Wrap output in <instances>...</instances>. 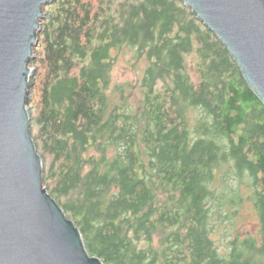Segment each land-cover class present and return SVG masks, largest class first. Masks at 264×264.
<instances>
[{"label": "trees", "instance_id": "1", "mask_svg": "<svg viewBox=\"0 0 264 264\" xmlns=\"http://www.w3.org/2000/svg\"><path fill=\"white\" fill-rule=\"evenodd\" d=\"M145 62L114 83L118 56ZM29 67L43 185L104 264H264V104L181 0H54ZM128 89V90H127ZM246 202L255 231L237 228Z\"/></svg>", "mask_w": 264, "mask_h": 264}, {"label": "water", "instance_id": "2", "mask_svg": "<svg viewBox=\"0 0 264 264\" xmlns=\"http://www.w3.org/2000/svg\"><path fill=\"white\" fill-rule=\"evenodd\" d=\"M264 104V0H181ZM54 0H0V264H104L43 185L30 131L29 61Z\"/></svg>", "mask_w": 264, "mask_h": 264}, {"label": "rangeland", "instance_id": "3", "mask_svg": "<svg viewBox=\"0 0 264 264\" xmlns=\"http://www.w3.org/2000/svg\"><path fill=\"white\" fill-rule=\"evenodd\" d=\"M133 63V56L132 51L127 50L121 53L118 58L116 65L113 70L112 79L114 83H123V82H130L134 84V86H130L129 89V96L131 99L138 96V90L135 88L137 84L139 83V80L143 74V69L146 65L145 62L139 61ZM32 74L34 72V68L31 67ZM128 90V89H127ZM257 218L254 216L252 212V204L251 202H246L243 210H242V216L239 218V221L237 223V228L242 231L251 230L255 231L257 228Z\"/></svg>", "mask_w": 264, "mask_h": 264}]
</instances>
